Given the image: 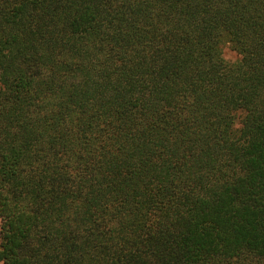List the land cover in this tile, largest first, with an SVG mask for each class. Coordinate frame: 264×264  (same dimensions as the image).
I'll list each match as a JSON object with an SVG mask.
<instances>
[{"label": "trees", "instance_id": "1", "mask_svg": "<svg viewBox=\"0 0 264 264\" xmlns=\"http://www.w3.org/2000/svg\"><path fill=\"white\" fill-rule=\"evenodd\" d=\"M0 264H264V0H0Z\"/></svg>", "mask_w": 264, "mask_h": 264}, {"label": "rangeland", "instance_id": "2", "mask_svg": "<svg viewBox=\"0 0 264 264\" xmlns=\"http://www.w3.org/2000/svg\"><path fill=\"white\" fill-rule=\"evenodd\" d=\"M224 56L228 60H235L237 58V54L232 49H230V47H226L224 49Z\"/></svg>", "mask_w": 264, "mask_h": 264}]
</instances>
